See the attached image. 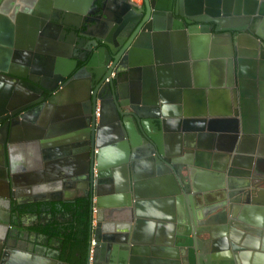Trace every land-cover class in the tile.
<instances>
[{
    "label": "water",
    "instance_id": "1",
    "mask_svg": "<svg viewBox=\"0 0 264 264\" xmlns=\"http://www.w3.org/2000/svg\"><path fill=\"white\" fill-rule=\"evenodd\" d=\"M15 1L0 0V15L7 14L9 9L6 7L17 4ZM20 1L28 6L22 8V19H36L30 20V24L41 28L46 26L62 39L71 36L80 41L78 34L69 32V28L82 20L92 22L93 25H88L83 33L84 39H88L92 44L102 42L104 52L114 51L115 45H118V37L123 39L129 31L128 28L139 24L128 40L127 52L123 55V58L128 59V67H133L137 72L136 82L141 76L144 79L152 68H157L159 73H162L171 66L163 61H167L170 56L168 42L172 34L182 43L179 56L185 60L182 66H187L186 61L192 56L195 84L198 78L203 81L204 86L206 85L205 77L195 75V67L197 70L199 66H206V61L213 63L217 71H220L224 81H217L216 89L225 85L226 90L223 91L226 96L228 93L232 95L234 111H229L228 114L235 118L240 116L244 122L247 118L248 121L251 120L248 127H242V134L233 129L230 135H226V131H219L213 136L217 137L220 149L213 155V167L217 176L221 179L224 177L226 181V188L219 197L227 200L222 204H227L230 214L224 221L222 237H225L219 241L202 237L203 232L211 233V227L203 226V223L209 220L197 221L198 225L195 226L194 223L197 222L192 219H195L193 209L188 211L187 208L181 207L182 228L180 233L177 232L181 240L175 243L180 246L182 264H207L214 259L227 257L236 259L239 264V251L245 246L237 238H230L227 234L230 228H234L236 221L238 206L235 204H264V171L260 172L258 169L264 165V0H144V6L141 8L132 0H102L101 4H98L99 0ZM35 6L40 11L32 10ZM18 7L15 5L11 11V19H14ZM95 8L94 14L99 13V16L91 17ZM31 14L36 17H29ZM246 31L248 33H245ZM194 36L205 40L204 47L197 55L193 52L189 54L187 50V41ZM162 44L167 46L166 52ZM64 45H60L64 49H59V53L64 55L63 59L58 58L60 64L54 66L53 60L46 56V59L50 58L46 64H38L37 68L45 69L44 77L41 78L32 74L34 70L31 73L15 72L5 66L4 61L1 64L0 60V71L4 73L0 75V80L8 84L4 95L6 103H2L0 99V134L4 135L1 149L5 161L3 185L8 196L18 198V184L23 183L26 186L21 192L26 194L30 189L36 190L37 196L25 201L18 200L19 203L64 201L59 193L53 191L55 188L69 186L64 180L72 171L61 165H43L40 150L37 151L40 154L37 166L32 164L36 157L31 150L39 149L41 143L36 140L44 137L50 130L71 128L78 134L91 122L97 130L93 132L95 142L92 154L96 156L93 170H96L98 185L103 178L102 183L108 186H105L107 190L110 187L115 191L107 196H101L98 192L96 198L91 197L93 221L105 218L127 222L126 225L130 226L137 217L138 227L146 202L145 182L159 183L162 176L166 175L169 183L166 185L167 189H164V195L178 192L179 182L181 191L189 194L190 202L193 195L199 196L201 191L198 192V187L190 180L192 177L187 174L191 172L189 167L193 156H199L197 150L202 149L203 140L207 137L203 125L195 127L193 122L185 118L180 120L178 108L165 102L163 88L149 101L146 98V88L136 84L134 74H130V82L135 83L132 85L134 94L131 101H123L119 99L120 94L113 93L112 99L101 103V115L97 122L91 117H86L89 112L83 110V96L88 97L90 79L96 75L94 66L98 59L97 53L91 51L86 67L72 73L79 59L68 54L71 48ZM66 77L69 78L65 81ZM62 81H65L63 87L49 100L45 101L44 97L40 96L42 91L52 92ZM184 83L186 86L189 84L187 78ZM144 85L146 87V84ZM1 88L2 86L0 93ZM257 104L260 106L259 114ZM126 105L129 109L122 110L121 107ZM73 107L76 112L63 116L67 109ZM23 147L30 149V153L26 152L28 154L25 156L20 154L18 149ZM22 156L27 158V164L19 168L15 163ZM185 167L187 172L183 174L182 168ZM32 169L35 171H31ZM104 175L108 177L107 181ZM112 225L113 223L108 224L110 227ZM5 228L7 231L8 228ZM95 229L96 225L92 222L91 240ZM1 240L3 242H0V264H24L15 261L14 254L9 252L13 248L9 240L5 241L4 237ZM131 240L136 242L135 238ZM206 243L210 246L207 247ZM47 252L51 256L44 257L43 264L63 262L50 250ZM25 256L27 255L22 257ZM37 259L41 261L40 257ZM123 259L126 261V257Z\"/></svg>",
    "mask_w": 264,
    "mask_h": 264
},
{
    "label": "crops",
    "instance_id": "2",
    "mask_svg": "<svg viewBox=\"0 0 264 264\" xmlns=\"http://www.w3.org/2000/svg\"><path fill=\"white\" fill-rule=\"evenodd\" d=\"M175 37V34L170 35L168 42V49H170L168 54L170 56L167 61H163V63L165 62L171 66H168L169 68L166 71L163 70L162 73H159L157 68L148 73L152 84L150 88L154 95L157 94V90L160 88L164 89L165 102L178 108L181 114L178 116L180 120L185 118L189 122H193L195 127L203 125L202 128L207 137L203 140L202 149L197 150L199 151V156L197 154L193 156L192 164L189 167L192 177L191 181H194L195 186L199 189L198 192L201 191V193L199 196L193 195L190 202L188 199L189 194L181 191V184L178 182V192L164 195V189H167L166 185L169 183L167 175L162 176L159 183L155 181L145 182L146 196L144 199L146 202L144 211L140 215L141 220L138 221V227L136 223L137 217L130 226L126 225L128 224L127 222L106 220L105 218L95 220L96 229L93 232L92 239L97 240L98 243L95 254L96 264H182L181 249L175 243L180 241L177 232L180 233L182 228L180 225L183 212L181 207L183 209L187 208L188 211L192 208L196 222L209 220L207 223H203V226L211 227V233L208 231L203 232L201 234L202 237L211 238L213 241H219L225 237H222L224 221L225 218L228 219L230 217V214L227 204H224V206L222 204L225 200L219 197L223 188H226V181L224 177L221 179L217 176V171L213 167L215 163L213 155L220 151L216 141L217 137L213 136L217 135L219 131H226V135H230L229 133L233 129L238 134H242V127H248L251 120L248 121L247 118L244 122L240 116L235 118L228 114L229 111H234L232 95L228 93L226 96V92L223 91L226 90L224 84H222L224 86L220 89H216L217 81L219 82L221 79L220 83H222L224 78L220 76V71H217L216 67L212 65L213 63L206 61V66H199L197 70V67H195V75L205 77L206 85L204 86L203 81L198 78L197 84H195L194 68L191 63L192 56L187 60L188 62L186 61L187 66H182L185 62L184 59L179 58L182 43H179ZM204 44L205 40L200 36H194L191 40L188 39V53L200 54ZM162 47L165 48L164 52H166L167 46L162 44ZM0 60L1 64L2 61L5 62L4 57H0ZM186 78L189 82L187 86L184 83ZM157 81H159L158 85L154 88V83L156 84ZM1 86L0 99L5 104L7 100L4 95L8 84L0 81ZM185 91L189 92L185 93ZM256 109L259 114V104H257ZM245 113L246 109L244 108V115ZM258 119H260L259 115ZM220 128L223 130H220ZM215 159L216 161L218 160L217 157ZM258 169L263 172L264 165ZM182 172L185 174L187 167L182 168ZM18 186L19 190H21L26 185L19 183ZM70 187L62 186L50 191L63 196ZM31 193L33 197L37 196L36 190H31ZM157 194L162 196H156ZM190 203H192L191 206ZM235 205L238 206L235 216L236 221L234 222V228H230L227 234L230 238L234 236L245 246L244 249L239 251V264H264V204L238 202ZM224 210L227 211L226 214ZM111 223L113 225L111 227L108 226ZM171 236L172 243L170 244ZM132 238H135L136 242L133 243ZM206 246L209 247V243H206ZM9 252L14 254L13 258L15 261L24 264H43L42 261H45L44 257L51 256L46 249L35 250V253L29 250L27 253L17 247H13ZM24 255H27L25 256L27 258L22 257ZM37 257H40L41 261ZM125 257L126 261L123 259ZM58 264L66 263L59 262ZM207 264L238 263L236 259L227 257L218 260L214 259Z\"/></svg>",
    "mask_w": 264,
    "mask_h": 264
},
{
    "label": "flooded vegetation",
    "instance_id": "3",
    "mask_svg": "<svg viewBox=\"0 0 264 264\" xmlns=\"http://www.w3.org/2000/svg\"><path fill=\"white\" fill-rule=\"evenodd\" d=\"M101 1L102 0H99L98 4H101ZM132 1H134L137 7L141 8L144 6V0ZM15 2H17V4L15 3L6 7L9 9L7 14L0 15V57L5 58V62H3L5 63V66L7 65L8 68L14 69L15 72L21 73H31V71L34 70V73L32 74L35 77H44L43 72L45 69L40 70L37 68L38 64L40 62L42 64H46L47 60L50 58L53 60L52 63H54V66L60 64L61 61L58 58L63 59L64 55L59 53V49H64V47H61L60 45L65 44L64 46L71 48L68 54L79 59L77 67L72 71L73 73L86 67L90 61L89 53L93 51V53H97L98 59L95 61L94 66L96 75L90 79V89L87 93L88 97L86 98L85 95L83 96L85 102L83 110L89 112L86 117H91L93 120H95V122H97L99 116L101 115V103L104 104L108 102V100L112 99L114 96L113 93L118 95L120 94L121 97H119V99H123V101H131L133 99L134 93L132 90V85L135 83L130 82V74H134L135 80L137 72L133 67H128V59L125 57L123 58V55H125L127 52L128 47H126V45L128 40L131 38L137 27H139V24L128 28L127 30L129 31L126 32L123 39L118 37V45H115L114 51L108 50V52H104L102 50L104 47L102 42H99L98 44H92L88 39H84L83 33L86 32L88 25H93L92 22H86L85 20H82L76 26H71L69 28V32L73 31L78 34L79 38L81 39L80 41H78L77 38L71 36L70 38L66 37L65 39H62L59 34L47 29L46 26L41 28L37 25H31V19H22L21 16H24L22 8H27L28 6L27 4L22 3L20 0H16ZM15 5L19 7L17 8V12L14 15V19H11L10 14L15 8ZM32 10L40 11L37 6L33 7ZM95 12L96 8L93 14L90 16H99V13L94 14ZM28 16L36 17L33 14ZM35 20L36 19H32L31 21ZM245 33L248 32L246 31ZM22 54H24V56H29L30 59H26L24 56L22 57ZM45 56L50 58L46 59ZM152 70L153 68L151 71ZM3 74L4 73L0 71V75ZM68 78L69 77H66L65 81ZM65 81L60 82L52 92H48L46 90L42 91L40 96L44 97L45 101L49 100L55 93L60 91ZM158 82L159 81H157L156 84L153 82L155 86L154 88L157 87ZM136 84L144 86V89L146 88V98L149 99V101L155 98V95L152 93V89L150 88L152 84L151 77L148 76V73L144 79L142 76L141 78L137 79ZM144 84H146V87ZM141 98L143 99L144 97L141 96ZM121 108L122 110H127L129 109V106L126 105L122 106ZM73 112H76V108H69L63 113V116H69L70 114H73ZM70 129H64L61 131L50 130V132L44 137L37 139L36 141L41 144L39 149L31 150V152L36 157L34 160H32V164L37 166V159L40 155V152V158L43 159V165H61L63 168L70 169V171H72L67 179L64 180L67 181V185L69 184V187L71 186L67 190L66 194L62 196L64 201L74 202L80 198H86L92 201L91 197L94 196V198H96L98 192H100L101 196H107L115 193V191L111 190L110 187L107 190L108 186L105 183H102L103 178L101 179V183L98 185L96 178L97 173L95 168L93 170V163L95 162L96 157L92 154L93 144L95 142V134H93V132L95 133V131H97L96 126L94 127L92 122L88 123L85 129L80 131L78 134L73 131L74 129ZM99 134H101V131H99ZM3 138L4 135L0 134V241L3 242L1 238L4 237L5 241L9 240L8 242L11 243L13 247H17L18 249L27 253L29 250H38L39 247H41L42 250H50L60 261H63L66 264H71V262L60 258V249L58 247L52 246L60 245L59 241L55 238L53 241L51 239L49 240V236L40 233L37 229L38 227H34L40 223L43 224L49 222L50 215L47 212L46 207L39 206L40 210H38L36 207L38 203H19L18 200L25 201L29 200V198H33L31 189L26 194H22L21 190H19L18 194H16L18 198L8 196L7 190L3 185L5 179V169L3 167L5 161L1 149ZM38 150L40 151L37 152ZM18 151L24 156L30 153V149L27 147H23L20 150L18 149ZM26 162L27 158L22 156L21 159H17L15 165H17L19 168H22L23 164H27ZM32 164H29V166ZM31 171L35 170L32 169ZM187 175L191 178L190 173ZM103 177L106 181L108 180L107 176L104 175ZM224 189L225 188H223V191ZM36 210H38V212ZM102 214L105 216V211H103ZM59 218H61V216H59ZM101 218H103L102 215ZM192 219L193 222L196 220L194 218ZM95 220L96 219H94V221L92 220L94 224ZM194 225H198V222L194 223ZM5 226L8 228L7 231H5ZM95 241L97 247V240ZM95 254L93 263L95 262ZM86 264H89V256Z\"/></svg>",
    "mask_w": 264,
    "mask_h": 264
},
{
    "label": "trees",
    "instance_id": "4",
    "mask_svg": "<svg viewBox=\"0 0 264 264\" xmlns=\"http://www.w3.org/2000/svg\"><path fill=\"white\" fill-rule=\"evenodd\" d=\"M39 206L46 207L50 220L34 227L49 236V240L59 241L60 258L71 264H86L92 235L91 201L86 198L74 202L45 201L38 203V210Z\"/></svg>",
    "mask_w": 264,
    "mask_h": 264
},
{
    "label": "built area",
    "instance_id": "5",
    "mask_svg": "<svg viewBox=\"0 0 264 264\" xmlns=\"http://www.w3.org/2000/svg\"><path fill=\"white\" fill-rule=\"evenodd\" d=\"M95 248H96V241L92 240L90 248H89V264H93Z\"/></svg>",
    "mask_w": 264,
    "mask_h": 264
}]
</instances>
